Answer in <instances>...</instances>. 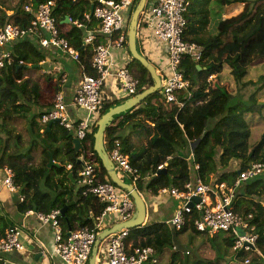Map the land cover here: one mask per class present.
<instances>
[{
  "label": "trees",
  "instance_id": "obj_1",
  "mask_svg": "<svg viewBox=\"0 0 264 264\" xmlns=\"http://www.w3.org/2000/svg\"><path fill=\"white\" fill-rule=\"evenodd\" d=\"M18 1L0 0V14L5 15L9 22L26 26L30 16L25 11V4L30 0ZM31 1L39 3L47 0ZM54 1L55 15L60 22L66 16L82 18L92 6L90 0ZM217 1L219 5H226L233 0ZM138 2L136 0L133 9ZM256 2L255 5L248 4L237 17L223 20L219 33L211 41H197L203 47L202 61L195 62L189 56L184 57L181 69L191 82V97L184 91L180 93L179 99L185 103L183 107L167 104L159 90L138 106L116 115L106 130L107 150H111L114 140H119L122 152L138 169L139 178L135 186L141 194L158 195L163 189L172 187L185 190L187 183L196 185L198 178L206 184L224 182L232 187L241 171L252 163H264V0ZM190 7L186 14L187 40L188 30L194 23L189 15ZM4 9L12 11V14L8 15ZM226 33L230 35L227 41L223 39ZM86 35L84 29L76 26H70L66 32L70 43L80 51L79 64L92 72L93 46H84ZM101 40L98 38V41ZM12 50L13 62L0 69V163L14 172L19 194L17 209L21 213L64 210L65 215L60 216V221L66 233L91 228L94 218L89 210L99 214L105 204L92 194H84L82 188L78 189L75 198L76 184L72 183L69 174L73 173L74 179H78L84 164L79 162L80 158L93 153L99 178L111 181L94 150L98 121L79 149H76L73 131L56 121L51 125L41 124V116L53 107L54 99L47 106L43 102L45 86L39 79L25 77V72L41 68V63L47 59L48 49H42L30 38H25L19 40ZM133 62L138 65L136 73H133L139 79L140 93L152 86L154 80L138 60ZM214 75L220 77V81H230L232 91L219 82L209 80ZM52 78L47 76L45 80L50 92L47 98H54L61 91L59 82L53 85ZM242 90H247L248 95L244 96ZM125 100L105 102L99 118ZM19 118L28 120V125L37 136V139L31 136V146L26 149L22 146L23 135L15 133L14 126ZM256 129L262 132L256 133ZM135 132L141 134L137 141L133 139ZM59 141L62 144H58ZM38 149L42 157L40 163L36 162ZM51 156L59 165L48 166ZM169 159L172 162L168 173H159V167ZM70 164L72 167L68 170ZM123 179L133 182L126 177ZM235 195V210L253 214L251 224L254 229L250 231L258 234L257 244L264 252V176L261 174L241 184L235 189ZM195 218L196 213H193L181 230L169 227L166 222L132 228L129 242L134 247L153 246L159 254L176 245L180 248L179 236L182 233L189 230L201 233L194 227ZM15 226L16 222L0 202V238ZM223 240L233 256L232 236L226 235ZM178 254H173L171 264ZM239 256L243 258L245 254L240 253ZM251 261V264H261L262 260L258 254H253Z\"/></svg>",
  "mask_w": 264,
  "mask_h": 264
},
{
  "label": "built area",
  "instance_id": "obj_2",
  "mask_svg": "<svg viewBox=\"0 0 264 264\" xmlns=\"http://www.w3.org/2000/svg\"><path fill=\"white\" fill-rule=\"evenodd\" d=\"M134 3L135 0H97L93 14L87 13L82 18L68 16V25L86 31L84 46H93L92 72L84 68L73 101L74 105L85 114L75 121L69 113L65 96L60 91L54 97L53 107L41 116L42 124L56 121L65 129L73 131L75 137L82 142L99 120V112L105 103L104 87L109 78L114 77L121 92L128 97H134L139 93V79L128 66L121 65L112 70L115 65L113 49L123 48L128 41L127 21L124 14L133 7ZM190 5L191 0H158L147 6L142 14L147 22V28L158 40L166 44L168 49V64L163 68L161 94L167 104H176L179 107L185 105L179 99L181 92L184 91L191 97V82L181 69L182 61L186 56L195 62L203 59V47L185 38L188 24L186 14ZM55 8L54 0L39 3L30 0L25 4V11L30 16V22L26 26L9 22L5 15L0 14V69L13 62V46L25 38H30L42 49L60 51L71 62L79 63L80 51L67 38L68 28L63 27L62 22L57 19ZM92 20H98L96 28H90L89 24ZM98 38L102 40L98 41ZM42 63H47V59ZM54 70L58 74L63 73L61 66H55ZM108 153L120 176L131 179L135 185L139 178L138 169L131 165L129 156L122 152L119 140H114ZM83 160L84 166L78 173L77 181L84 188L85 194H92L105 204L99 214L95 215L90 210L94 218L93 227L66 233L61 226L60 209L35 214L39 221L53 228L55 232L53 253L59 255L66 264H87L95 242L105 228L106 218L115 217L113 220L115 224L125 222L133 218L136 210L134 200L129 193L121 191L111 181H102L99 178L98 164L93 153H88ZM163 166L161 165L159 170ZM0 170L4 173L3 184L11 191H16L13 170L8 166H1V163ZM263 172L264 163L255 162L239 173L232 187L224 182L206 184L198 178L196 185L187 183L185 190L176 187L163 189L162 192H169L182 202L167 225L181 230L190 216L196 213L194 227L197 231L210 235L225 233L227 236H232L234 253L228 264H251L253 254H258L262 260L261 264H264V252L257 244L258 234L250 231L254 229L251 224L253 214L237 212L234 206L235 189ZM19 236V227L15 226L5 237L0 238V264L5 263L4 256L7 253L23 248ZM129 236L130 229L124 227L102 242L101 246L105 247L104 264L158 263L159 256L155 247H134L129 242ZM174 249L177 247L174 246ZM240 253H244L245 256L241 258Z\"/></svg>",
  "mask_w": 264,
  "mask_h": 264
},
{
  "label": "crops",
  "instance_id": "obj_3",
  "mask_svg": "<svg viewBox=\"0 0 264 264\" xmlns=\"http://www.w3.org/2000/svg\"><path fill=\"white\" fill-rule=\"evenodd\" d=\"M90 1L92 3V6L94 5V9H95V6L97 5V0H90ZM157 1L158 0H151V1L148 0L146 7L150 6L153 3H156ZM256 1L257 0H233L231 3H228L226 5H219L217 0H191V7H190L191 9L189 15L193 19L194 23L188 30L187 37L190 39V40L188 39V41L197 42L199 40V42H203V43H207L211 41L213 37L219 33L220 24L222 23L223 20L237 17L244 11L245 7L248 4L255 5L257 3ZM91 9L90 12L87 13H91ZM135 9H133L132 7L127 13L125 12L124 14L125 19L127 21V39H128L131 18L133 16ZM4 10L8 15L12 14V11L7 9ZM143 12L140 14L139 24L137 29L138 49L142 55H144L146 58H148V60L151 63H153L159 75L163 79L162 76L163 68L166 67L168 64V52H167L168 49L166 44L158 40L153 35V33H151V30L147 28L148 27L146 24L147 22L145 18L142 17ZM64 20L62 21V25L63 27L68 28L69 30L70 25H68V22ZM89 25L91 26L90 28H96L98 26V20H92ZM223 39L225 41L229 40L230 35L226 33L223 36ZM127 44L128 41L123 48L113 49L115 65L112 68V70L118 68L121 65H126L134 73H136L138 69V65L135 62H133V60L135 59H133L132 55H130L131 53L129 50V45ZM48 66L51 68L53 67V69L55 66L62 67L63 73L61 74H58L55 70L52 69L48 70L47 72L50 77H53L52 78V80L54 81V82L52 81L53 85H55L57 81L59 82L60 90L63 92L65 96V101L68 103L69 113L75 121L78 120L85 113L82 110L78 109L74 105L73 101L76 90L79 87L83 76L84 67L77 62H71L67 56H64L63 54L60 53V51L57 50L47 51V67ZM64 74L66 76L65 80H64ZM104 88L105 89L103 96L105 98V102L107 101L113 102L123 99L127 100L128 98H130L126 94H123L121 92L119 85L114 77L109 78V81H107ZM53 99L54 98H45L43 102H46L48 106L51 105ZM40 123L42 124L41 120ZM140 138H141L140 133L135 132L133 134L134 140L137 141ZM83 159L84 157L82 156L79 162L83 163L84 162ZM55 164L59 165L57 161H55ZM53 165L54 164L49 165L48 163L49 167ZM71 167L72 166L70 164L67 166V169L69 170ZM71 174L72 176H70ZM3 177H4V173L2 170H0V202L1 205L5 208V210L9 212V214L12 216L13 220L17 224V227H19V231H20L19 238L23 245L22 249L13 250L4 256L5 264H66L59 255L53 253V248L55 243V238H54L55 232L53 228L49 224H44L41 221H39L37 216L35 215L37 213L35 211H27L26 213H21L18 211L16 205L18 197L16 198V196L14 195V193H18V191L17 190L11 191L9 188H7L2 182ZM69 178L71 179L73 184H76L74 197L77 198L76 193L78 192V189L82 188L84 193V188L78 183L77 181L78 179L76 180L74 179L73 173L69 174ZM143 197L147 204L146 224H153L158 222H166L167 224V222L174 215L175 211L182 204L180 199L171 195L169 192L161 191L158 195H151L150 193L145 192L143 193ZM114 219L115 217L113 216L109 217L108 219L106 218L105 228L109 227L110 224L113 223ZM219 234H215L213 235V237L218 236ZM176 247L177 249H174V247L167 248L163 254L158 253L159 260L157 264L161 263L163 257L166 258L168 250L170 252L169 253L170 257H172L175 252L179 253L175 261L178 260V258L180 259L183 254L185 255L187 254L186 253L187 250L182 249L183 245L180 246V248L177 245ZM188 251L190 252V250ZM104 256H105V247L101 246V248L99 249V257L97 262L98 264L105 263ZM230 256L231 255L229 254L227 258V263H229L230 258L232 257ZM175 261L173 262L174 264Z\"/></svg>",
  "mask_w": 264,
  "mask_h": 264
},
{
  "label": "water",
  "instance_id": "obj_4",
  "mask_svg": "<svg viewBox=\"0 0 264 264\" xmlns=\"http://www.w3.org/2000/svg\"><path fill=\"white\" fill-rule=\"evenodd\" d=\"M148 0H140L138 3L133 16L131 18L130 26H129V33H128V45L130 53L133 57V59L138 60L147 70L149 71L150 75L152 76L154 80V84L142 92L136 94L134 97L128 98L125 102L111 107L106 113H104L98 120V129L96 133L94 134V150L98 154L101 163L104 167V169L107 171L108 177L110 180L117 185V187L126 190L131 197L134 200L135 203V213L133 218H131L128 221L125 222H119L114 224L111 227H107L103 229V231L99 234V237L97 241L95 242V245L92 249L91 258L89 261V264H98V257H99V249L100 245L104 240L107 239L111 234L120 231L122 228L126 227L129 229L140 227L144 224H146V217H147V204L145 202V199L143 197V194H141L137 187L131 183L126 182L120 174L115 169V165L112 161V159L109 156L108 150L106 148L105 144V133L108 127L112 124L114 121V117L116 115H120L122 113L127 112L128 110L138 106L140 103H142L144 100H146L149 96L155 94L160 90L162 87V78L159 75L156 67L151 63L148 58H146L144 55H142L138 49L137 44V29L139 24V17L140 14L144 11L146 4ZM94 12V5L91 9V14ZM68 22V16H66L65 20ZM53 122H50L49 125H51ZM74 142L76 144V149H79L81 146V141L78 138L74 139ZM192 145V149H193ZM172 160L169 159L166 164L159 170V173L161 174H167L168 173V166L171 164ZM55 164V161L53 157L51 156L49 165ZM72 176V174L70 175ZM62 215H65L64 210H62Z\"/></svg>",
  "mask_w": 264,
  "mask_h": 264
},
{
  "label": "rangeland",
  "instance_id": "obj_5",
  "mask_svg": "<svg viewBox=\"0 0 264 264\" xmlns=\"http://www.w3.org/2000/svg\"><path fill=\"white\" fill-rule=\"evenodd\" d=\"M41 64V68L27 70L25 72V77L39 79L42 82L43 86H45L43 98H47L50 95V92L47 91V85L45 82L47 76H49L47 71L54 69L53 67H47V63ZM209 80H211L213 83L219 82L220 85L226 86L229 91H232L233 89L232 83L230 81H220V77H217L216 75L211 76ZM248 93L249 92L247 90H242V94L244 96H247ZM27 121L28 120L19 118L14 126L15 133H20L23 135V149L31 146V136L37 139L36 132L32 127L28 125ZM255 131L256 133L262 132L261 129H256ZM58 144H62V141H59ZM41 159V153L38 149L36 150V162L40 163ZM262 175L264 176V172ZM14 195L16 196V198L18 197V193H14ZM225 236V233H220L218 236L213 237V235H210L208 233H195L192 230L182 233L179 236L180 242L183 245L182 249H186L187 251L190 250L191 253L186 255L183 254L180 259L178 258V260L175 261V264H194L195 262L197 264H228L227 258L230 254L231 249L227 244L224 243L223 239ZM169 253L170 252L168 250L166 258L163 257L160 264H171L172 257L169 256Z\"/></svg>",
  "mask_w": 264,
  "mask_h": 264
}]
</instances>
